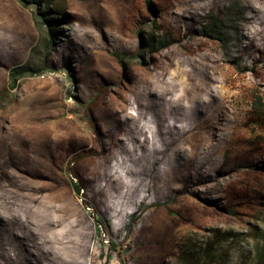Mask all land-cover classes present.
<instances>
[{
    "label": "rangeland",
    "instance_id": "obj_1",
    "mask_svg": "<svg viewBox=\"0 0 264 264\" xmlns=\"http://www.w3.org/2000/svg\"><path fill=\"white\" fill-rule=\"evenodd\" d=\"M256 97L264 0H0V264H264Z\"/></svg>",
    "mask_w": 264,
    "mask_h": 264
},
{
    "label": "trees",
    "instance_id": "obj_2",
    "mask_svg": "<svg viewBox=\"0 0 264 264\" xmlns=\"http://www.w3.org/2000/svg\"><path fill=\"white\" fill-rule=\"evenodd\" d=\"M19 1H23V0H19ZM146 2H148V0H145ZM46 12V11H45ZM47 14V13H46ZM45 18V17H44ZM45 20H48L49 19H45ZM119 62H122L123 60V57H124V54L123 53H119V52H112L111 53ZM25 67H21V68H12L9 72V78H10V88H14L16 86L15 84V81H16V77H18L19 75L23 74V72H21V70H24ZM252 108L253 110L255 111L256 114H259L261 113L263 110H264V103L262 102V100L259 98V97H256L253 101H252ZM82 116L84 118H86L87 121H91L90 117H89V114L87 113L86 110H83V113H82ZM77 159H74L72 160L71 163H74ZM68 173L70 174L71 176V179H70V184H71V187L73 188L74 192L77 194V195H81V190H82V187L77 184L76 181H74L73 179L76 178V174L71 170V168L68 169ZM189 175H190V172H189ZM191 176V175H190ZM86 207H90L89 204L86 203ZM134 218V217H132ZM99 218L96 216V220L99 222L98 220ZM3 225H5V223H3ZM133 227H134V224H133V220L131 222H129L127 224V226L125 227V237L129 236L132 234L133 232ZM98 235L100 234L99 231H97ZM107 243H109V246L110 245H113V243L110 241V240H107ZM129 250H130V247H126L124 249H122V252L121 253H117L115 247L113 249L115 253V260L117 261V264H120L121 262V259H120V256L121 255H126L127 253H129Z\"/></svg>",
    "mask_w": 264,
    "mask_h": 264
}]
</instances>
